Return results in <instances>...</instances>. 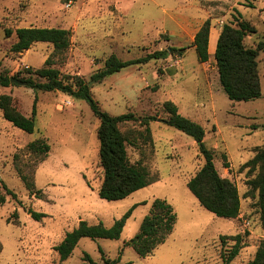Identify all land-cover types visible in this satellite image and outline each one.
Here are the masks:
<instances>
[{
    "label": "rangeland",
    "instance_id": "rangeland-1",
    "mask_svg": "<svg viewBox=\"0 0 264 264\" xmlns=\"http://www.w3.org/2000/svg\"><path fill=\"white\" fill-rule=\"evenodd\" d=\"M241 18L256 27L257 32L245 40L256 47L264 41V0H0V72L21 80L30 77L29 69L44 66L54 46L38 42L24 52H13L17 36L14 32L7 37L9 28L70 29L72 45L64 55L54 56V66L88 81L113 53L127 60L190 46L207 19L213 33L207 62H199L195 48L188 47L182 57L154 59L102 82L93 81V95L111 114L157 117L150 123V139L139 124L122 127L137 141L128 145L131 161L147 166L159 181L121 200L109 201L99 195L104 178L97 134L100 121L86 100L16 83L0 85V94L11 95L28 116L38 99L33 133L13 125L0 109V181L18 195L17 199L7 195L0 206V264H106L107 259L119 257V264H223L237 235L242 237V248L230 264H250L264 238L258 192L248 184L257 172L251 174L245 166L264 145V51L258 58L263 94L250 101L227 96L215 59L216 33ZM166 101L174 102L183 115L206 128L205 142L214 152L219 173L238 187L241 211L237 218L217 216L189 189V180L203 167L205 158L193 137L165 122L170 116L164 109ZM40 138L51 145L44 158L27 147ZM22 174L34 178L43 191L41 196L30 193ZM158 197L173 204L178 222L165 243L142 257L125 243L139 232ZM144 201L127 220L119 239L84 237L72 255L61 260L55 246L81 220L112 226L134 204ZM29 208L47 216L37 221ZM15 211L20 222H8ZM87 253L95 263L86 258Z\"/></svg>",
    "mask_w": 264,
    "mask_h": 264
},
{
    "label": "trees",
    "instance_id": "trees-1",
    "mask_svg": "<svg viewBox=\"0 0 264 264\" xmlns=\"http://www.w3.org/2000/svg\"><path fill=\"white\" fill-rule=\"evenodd\" d=\"M14 32L17 41L12 46L13 52H24L38 42H47L54 46L53 54L45 61L44 66L28 70L31 75L27 80H24L27 82V86L45 92L60 91L75 99L86 100L94 115L99 119L97 134L100 141V162L104 170V178L99 188L100 197L109 201L121 200L137 190L159 181V178L153 175L147 166L140 162L133 163L131 161L128 145H135L137 141L131 139L128 132L122 129L123 126L130 123L139 124L145 127L146 138L150 139V123L157 120V117L154 115L138 116L134 112L120 115L111 114L102 108L100 102L93 95L90 82H102L107 77L127 67L142 65L154 59H165L169 55L182 57L188 47L195 48L199 62L209 61L211 20L207 19L199 28L190 46L157 50L127 60L120 58L115 53L111 54L106 59L104 66L91 75V81L86 80L81 75L64 74L54 66L56 63L54 56L64 55L72 45V31L70 29L30 26L19 27L14 31L9 28L6 29V36L10 37ZM256 32V27L249 20L241 18L236 24H224L219 34L215 59L222 87L231 100L250 101L258 99L263 94L258 58L260 52L264 51V41L259 42L256 47L248 46L245 42L247 36ZM33 75L40 80H35ZM11 78L15 77L9 76L6 72H0V85H12ZM37 101L36 97L33 113L28 116L17 107L11 95L0 94V109L4 118L12 122L13 125L33 133L36 130ZM164 109L170 115L168 119H165V122L193 137L205 158L203 167L188 182L191 192L205 208L217 216L228 219L237 218L241 211L238 187L230 179L222 177L219 173L214 161V152L205 142L206 128L201 123L183 115L172 101H166ZM27 147L29 151L42 155V158L47 156L51 150V145L45 138L36 139L30 142ZM245 166L250 168L251 174L257 172L254 178L248 180V184L251 191L258 192V204L264 214V145L256 150L255 156ZM21 177L32 195L41 196L43 191L36 187L32 176L22 174ZM7 195H11L14 199L18 197L17 193L1 180L0 206L6 203ZM146 203L147 201L134 204L112 226H106L103 222L90 224L87 220H81L78 226L69 231L64 239L55 246V250L59 253L61 260L64 261L72 255L84 237L119 239L134 210L140 204ZM28 211L37 221L47 216V213L32 208H29ZM8 222H20L18 211L13 212L8 217ZM177 222L178 213L173 204L166 198H155L150 211L141 223L139 232L127 241L125 246L133 247L142 257L149 256L166 242L174 232ZM234 239L236 240L235 244L227 255L224 254L223 264H230L242 248V237L237 235ZM86 258L95 263L90 254L87 253ZM120 259V257L114 260L107 259L106 264H119ZM250 264H264V238L260 240L258 250Z\"/></svg>",
    "mask_w": 264,
    "mask_h": 264
},
{
    "label": "water",
    "instance_id": "water-1",
    "mask_svg": "<svg viewBox=\"0 0 264 264\" xmlns=\"http://www.w3.org/2000/svg\"><path fill=\"white\" fill-rule=\"evenodd\" d=\"M12 83H16L19 85H27V82L18 78H11ZM93 81L90 82V86H92Z\"/></svg>",
    "mask_w": 264,
    "mask_h": 264
},
{
    "label": "crops",
    "instance_id": "crops-1",
    "mask_svg": "<svg viewBox=\"0 0 264 264\" xmlns=\"http://www.w3.org/2000/svg\"><path fill=\"white\" fill-rule=\"evenodd\" d=\"M216 34H218V35H216V41H218V38H219V34L220 33H216ZM212 39H213V33L211 32L210 46H211Z\"/></svg>",
    "mask_w": 264,
    "mask_h": 264
}]
</instances>
